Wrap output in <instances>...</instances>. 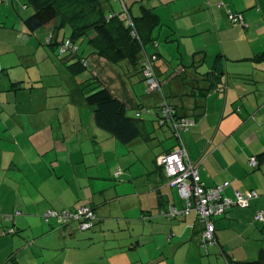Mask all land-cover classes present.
<instances>
[{"label": "crops", "instance_id": "0c3cea01", "mask_svg": "<svg viewBox=\"0 0 264 264\" xmlns=\"http://www.w3.org/2000/svg\"><path fill=\"white\" fill-rule=\"evenodd\" d=\"M126 2L135 16L143 8L159 16L153 32L159 46L149 51L158 50L170 102L196 120L180 138L202 183H228L223 195L231 199L251 191L261 197L217 217L218 244L205 248L195 211L182 218L162 213L185 206L159 162L176 141L166 148L156 142L161 130L150 115L143 133L155 130V141L121 144L96 125L85 101L83 83L94 70L134 115L146 101L138 96L142 78L133 77V85L93 54H83L89 69L74 72L58 51L69 28L56 22L31 31L28 0H0V215L22 212L0 223V264H227L226 257L258 260L264 250V225L255 219L264 209V0ZM180 65L186 76H173ZM193 65L215 74L194 76ZM253 157L257 168L250 166ZM81 206L101 217L93 231L44 221L49 209ZM11 228L16 234H3Z\"/></svg>", "mask_w": 264, "mask_h": 264}, {"label": "trees", "instance_id": "16d2710c", "mask_svg": "<svg viewBox=\"0 0 264 264\" xmlns=\"http://www.w3.org/2000/svg\"><path fill=\"white\" fill-rule=\"evenodd\" d=\"M113 3L119 4L120 7L118 9H114ZM28 5L34 10L33 14L28 16L25 20L29 30L37 31L42 27L55 24L56 22L59 23V29H70V36L58 45V51L64 42L68 41L70 43L72 48L64 53H60L59 51V54L64 57L63 59L68 61L69 68H72L74 72L90 68V62L86 57H83V53L80 52L81 48L79 46L80 40H88V46L91 49H89V53L86 56L93 54L113 64L121 71L125 79L128 82L133 83V85L134 82L132 78L141 77L142 81L145 83V95L149 97L152 95L156 96L157 101L155 106L149 107L140 103L137 105L135 114L131 115L129 114V111H131L132 107L118 99L99 80L94 70H89L91 74L90 77L83 83V92L87 105L92 109L94 121L101 130L105 131L111 137L124 145H129L139 138L153 139L155 138V130H152L150 133H143V131L146 130V117L151 115L155 117L152 122L156 125V130L160 128H168L170 132H172V137H174L177 143L174 149L167 151L162 156L173 152L182 145L180 135L177 136L176 134L177 132L174 128V123L182 119L194 120L195 122L196 120L192 117L181 115L178 108L170 102L166 93L165 81H163L158 71V64L161 59L158 50L155 52L149 51L150 47L157 49L159 46L153 32L156 27L161 26L159 16L154 13L152 9L143 8L141 15L135 16L132 9L127 5L126 0H28ZM125 14H127V16H125ZM231 16L235 17L237 20H233ZM229 17L236 23L242 20L241 14L231 13ZM53 38L54 35L52 34L47 39V43H52ZM180 66L173 69V76H186V67L183 65ZM191 67L195 68V72H193L194 76L210 77L215 74L209 72L203 75L199 72L198 67H195L194 65ZM148 68H151V73L158 83V88L156 90H153L148 83L149 78L146 75V70ZM165 103L171 107L173 121H168L167 115H164L163 113L166 107L163 106ZM161 169L164 174L165 181L167 180V185L170 186L169 180L167 179L162 166ZM120 174L121 171H117L115 173L116 177H119ZM172 188H176L178 190L177 187ZM257 194V197L250 202L247 208H249L253 202L261 197L259 193ZM234 207L239 206H232L222 215L214 217V223L217 217L225 215ZM80 208H89L96 215V219L93 221L92 227L87 230L83 231L80 229L79 221H71L63 225H57L54 221L46 223L60 228L77 224L78 229L81 232L93 231L101 222V217L98 215L96 208H93L92 206H81L78 208L56 211L69 210L76 212ZM260 211L264 212V209L258 210L257 213ZM167 212L168 209L162 211L166 217L174 218L168 216ZM261 224L264 225V223ZM216 234L217 233H215V237ZM217 244V238L215 245H207V243L203 240V246L205 248L217 246ZM226 258L227 264H264V250L260 258L255 261L238 262L229 257Z\"/></svg>", "mask_w": 264, "mask_h": 264}, {"label": "built area", "instance_id": "2783aa9c", "mask_svg": "<svg viewBox=\"0 0 264 264\" xmlns=\"http://www.w3.org/2000/svg\"><path fill=\"white\" fill-rule=\"evenodd\" d=\"M127 14H125V16H127ZM231 18L237 20L233 16H231ZM71 48L72 46L70 43L66 41L60 46L59 51L60 53H64ZM151 71V68L146 70V75L149 78L148 83L153 90H156L158 88V83L154 79ZM163 106H166L163 112L164 115H167L168 121H173L171 107L166 105V103ZM195 124L196 122L194 120L189 119L177 121L174 123L177 136L180 135L181 131L190 130ZM159 162L164 169V173L169 180L170 186L177 187L182 199L185 201V206L182 210L171 206L168 208L167 215L178 218L189 215L192 211H195L198 219L204 226L203 240L207 245H215L216 243L214 217L222 215L232 206L247 208L250 202L258 195L257 192L252 191L246 195L237 192L234 199L225 197L223 195V189L228 183H225L223 186L207 188L202 183L195 164L189 160L183 144L173 152L162 156L159 159ZM258 165V160L255 157L250 159V166L257 167ZM21 215V211H16L13 214L0 215V223L4 221L13 222L16 217ZM43 218L45 222L49 223L54 221L57 225H63L71 221H79L80 229L84 231L92 227L96 215L89 208H80L76 212L69 210L56 211L50 209L43 215ZM255 219L256 221L264 223V212H258ZM15 233L16 229L14 228L7 229L3 232L4 235Z\"/></svg>", "mask_w": 264, "mask_h": 264}, {"label": "rangeland", "instance_id": "374dc122", "mask_svg": "<svg viewBox=\"0 0 264 264\" xmlns=\"http://www.w3.org/2000/svg\"><path fill=\"white\" fill-rule=\"evenodd\" d=\"M127 1V0H126ZM131 2H133V1H131ZM113 5L118 9L119 7H120V5L119 4H116V3H113ZM133 5V3H131V6ZM136 6V5H135ZM30 9H32V8H30ZM68 36H70V34L68 35ZM79 46H80V48H81V50H80V52L81 53H83V54H88V52H87V49H88V40H80L79 41ZM149 49V48H148ZM89 72V71H88ZM91 74V73H90ZM88 77H89V75H88ZM142 83H144V82H141V83H138V84H141L142 85ZM145 90V89H144ZM138 96L140 97V99H142V101H144L145 100V98H146V101H145V103H143V104H145V105H149V104H152V103H155V101H156V96H154V95H152L151 97H149V96H146L145 95V91H143V90H141V91H139L138 92ZM129 114H131L132 115V112L131 111H129ZM158 130H161V134L159 135V137H158V139L156 140V142H158V141H162L163 140V147L164 148H166V146H171L172 144L174 145V143H175V139H174V137H172V132H170V130L169 129H167V128H164L163 130H162V128H160V129H158ZM152 141H155V138H153L152 139ZM148 160V159H147ZM149 161V160H148ZM147 161V163H149ZM138 165V167H143V164H140V163H138L137 164ZM148 166L150 167V164H148ZM51 254H53L52 252H50ZM57 254H59V253H57ZM57 257H59V256H57ZM223 264H226V263H224L223 262Z\"/></svg>", "mask_w": 264, "mask_h": 264}]
</instances>
